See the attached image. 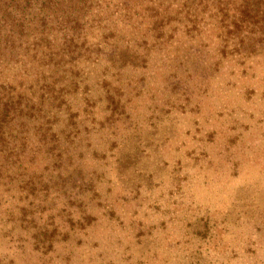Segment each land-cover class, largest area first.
<instances>
[{
	"label": "rangeland",
	"instance_id": "374dc122",
	"mask_svg": "<svg viewBox=\"0 0 264 264\" xmlns=\"http://www.w3.org/2000/svg\"><path fill=\"white\" fill-rule=\"evenodd\" d=\"M167 74L115 109L95 78L80 83L82 108L120 119L116 135L86 121L73 143L105 193L84 202L102 205L0 208V264H264V51H229L187 87Z\"/></svg>",
	"mask_w": 264,
	"mask_h": 264
},
{
	"label": "trees",
	"instance_id": "16d2710c",
	"mask_svg": "<svg viewBox=\"0 0 264 264\" xmlns=\"http://www.w3.org/2000/svg\"><path fill=\"white\" fill-rule=\"evenodd\" d=\"M229 51H264V0H0L1 210L25 220L102 205L84 202L105 193L73 143L86 121L116 135L120 119L82 108L81 82L95 78L115 109L130 85L140 91L168 73L167 84L187 87Z\"/></svg>",
	"mask_w": 264,
	"mask_h": 264
}]
</instances>
